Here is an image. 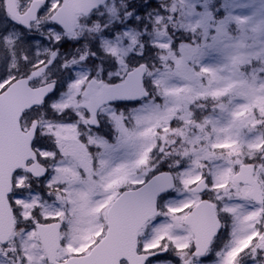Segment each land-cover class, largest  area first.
Wrapping results in <instances>:
<instances>
[{
	"label": "snow or ice",
	"instance_id": "obj_1",
	"mask_svg": "<svg viewBox=\"0 0 264 264\" xmlns=\"http://www.w3.org/2000/svg\"><path fill=\"white\" fill-rule=\"evenodd\" d=\"M0 264H264V0H0Z\"/></svg>",
	"mask_w": 264,
	"mask_h": 264
}]
</instances>
